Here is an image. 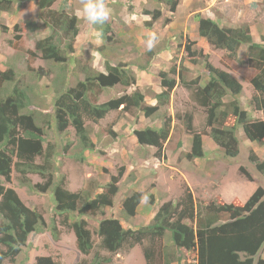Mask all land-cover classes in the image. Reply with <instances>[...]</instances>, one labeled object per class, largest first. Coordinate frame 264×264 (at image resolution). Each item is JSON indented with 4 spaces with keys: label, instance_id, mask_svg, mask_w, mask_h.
Returning a JSON list of instances; mask_svg holds the SVG:
<instances>
[{
    "label": "trees",
    "instance_id": "1",
    "mask_svg": "<svg viewBox=\"0 0 264 264\" xmlns=\"http://www.w3.org/2000/svg\"><path fill=\"white\" fill-rule=\"evenodd\" d=\"M28 1H33L42 23L27 21L26 28L31 33L44 28L48 33L36 39L34 50L27 53L45 61L49 67L34 68L27 62L31 72L30 83L21 80V73L12 64L0 69V264L6 261L25 264L27 257L18 258L23 247L28 246L31 235L50 231L52 237L58 239L62 227L74 234L80 253L91 255L89 261L82 260L76 264H109L111 258L101 252L113 254L135 246L141 248L146 264H264V259L256 254L264 252L262 186H258L244 202L238 198L226 202L220 195L196 201L185 185L178 200L163 202L149 222L132 226L128 223L137 215L146 196L142 191L134 190L122 199L120 215H106V209L112 207L119 191L123 167L116 174H111L102 186L89 180L74 191L67 188V177L59 170V158L63 155L83 163L86 153L98 151V144L92 137V126L113 111L117 112V117L105 130L110 141L117 138L115 125L128 114L134 124L132 135L138 147L154 148L151 154L157 159L163 158L164 150L179 149L182 143L174 138L184 132L172 127L171 116L161 112L168 106L171 92L177 85L189 90L191 99L203 108L207 128L204 133L226 157L239 155V127L247 140L264 145V44L254 39L250 26L246 23L226 25L201 12L194 14L198 37L222 51L227 58L237 60L241 46L247 48L245 62L256 69L250 79L254 90L250 102L260 114L254 118L238 100L243 89L239 80L230 72L214 66L202 49H193L194 41L186 40V56L180 58L179 64L174 63L168 70L158 71L156 76L162 90L154 95L156 104L151 105L145 102V96L138 88H133L137 79L130 63L134 62L143 70L149 69L154 55L152 50L146 52L148 60L142 64L134 59L113 62L108 53L114 50L111 44L118 38L111 23L107 21L102 26L91 24L102 39L97 51L103 58L105 71H98L89 59L83 61L81 55H75L74 42L80 19L71 10L54 8L57 0H0V11L9 12ZM153 1L163 4L170 13L164 17L165 23L171 21L181 3V0ZM214 12L216 15L217 11ZM142 13L149 16L143 22L148 29L163 17L160 7L144 8ZM13 30L20 31L15 39H21L19 25L15 24ZM122 44H125L124 40ZM185 58L192 64L200 59L204 62L208 80L203 85L199 84V77L184 79V73L190 70ZM50 75H53L50 80L53 97L46 109L45 98L38 91L39 81L43 77L50 78ZM117 86L123 88L118 95L100 101L105 91ZM129 88L133 90L128 92ZM228 93L232 98L224 101ZM141 117L150 120L162 118V121L160 126L140 127ZM183 121L191 135L190 149L182 151L185 158L191 161L203 157L202 134L194 131L191 115H186ZM69 130H72L74 140H67L64 144V135ZM248 160L264 176V159L250 150ZM13 170L19 174L20 184L30 191L49 194L52 189L53 212L50 219L27 206L13 188L4 185L3 181H10ZM239 170L245 178L252 179L243 167ZM29 174L37 175L41 181L31 183ZM148 200L155 205L153 195H148ZM85 217L96 220L98 241H95ZM183 249L193 254L191 261L181 263L183 255L180 252ZM34 264L61 263L51 255H39L34 258Z\"/></svg>",
    "mask_w": 264,
    "mask_h": 264
},
{
    "label": "rangeland",
    "instance_id": "2",
    "mask_svg": "<svg viewBox=\"0 0 264 264\" xmlns=\"http://www.w3.org/2000/svg\"><path fill=\"white\" fill-rule=\"evenodd\" d=\"M196 4L191 7L192 0H183L178 10L172 15L171 21L164 22V17L170 16V13L163 6V17H160L155 23L152 24L150 29L146 28L142 22L143 16L141 13L144 9V5L138 6L136 4V11L130 10L129 24L127 27H121L117 22H113V31L115 37L117 34H125L122 38L118 37V40L112 45V52L109 54L116 56L120 50H129L127 55H123L126 59L130 58L131 61L138 60V62L145 63L148 60L146 52V40L150 33L155 32L157 35V44L152 49L154 52H161L162 54L169 53L171 55L170 63L167 65V61L162 59V62H166L163 65L165 69H168L172 64L180 63V58L185 57L184 44L186 40L194 41L192 45L193 49H202L203 53L208 54V60L216 67L224 69L230 72L236 77L242 84L243 89L238 100L241 106L248 111L251 118L258 116L253 104L250 102L251 96L254 92L250 79L256 73V69L250 64L245 62L247 48L241 46L238 53V59H229L220 50L213 48L206 44L204 40L196 34V20L192 10L204 8L201 14L208 17H216L217 20L223 22L226 25H240L248 24L254 39L264 44V0H195ZM203 1V3H202ZM150 3L155 7L156 1L150 0ZM162 5H158L161 7ZM214 10L217 11L215 15ZM38 10L33 2H26L14 8V10L5 12L0 11V69H5L9 64L14 66L16 71L21 73L20 78L24 82L31 81V72L27 68V62L34 68L42 67L47 69L49 67L45 61L38 57H33L28 50H33L35 40L47 35L48 31L40 28L35 33H31L26 28L27 21H33ZM122 21V20H121ZM127 21V20H125ZM123 22V21H122ZM19 25L21 32V39L16 40L15 36L20 35V31L13 30L14 25ZM88 23L85 22L82 28H85ZM123 38L126 41L122 44ZM122 40V41H120ZM136 40V41H135ZM95 42H90V48L94 46ZM94 51L93 49H91ZM84 52V53H83ZM86 52V53H85ZM141 53V54H139ZM81 54V60L89 59L88 50L85 49L78 53ZM84 54V55H83ZM141 55V56H137ZM86 57V58H84ZM244 60L243 63L240 61ZM102 61V60H101ZM116 60H114L115 62ZM186 64H188L190 70L184 73V79L190 80L195 77H199V82L204 84L208 80L207 71L204 68V62L200 59L198 63L192 64L187 58H185ZM132 65V63H130ZM138 68V67H136ZM40 93L45 98L46 109L52 103V91L48 87L50 85L49 77H43L39 81ZM123 88L117 86L115 88L105 91L100 98L108 99L110 97L118 95ZM174 127L182 129L184 133L180 137H175L174 140H179L182 143L180 150H186L187 144L191 142V135L186 131L184 127V118L186 115H191L192 126L194 131L200 132L202 135L207 131L205 126V113L203 109L197 107L190 96V91L183 86L178 85V89L174 91L172 95ZM171 98V97H170ZM232 98L228 93L223 98L224 101H228ZM168 108L170 105L161 109V112L169 113ZM203 111V112H201ZM117 117V112L113 111L107 115L106 118L101 120L98 124L92 126V137L98 144V151L86 153L85 162H77L76 160L63 155L60 159L59 170L67 177V188L71 191L81 188L89 180H94L99 184L104 185L111 174H116L120 167L124 168L123 175L119 181V191L114 198L112 207L106 209V215L118 216L121 210L122 199L134 190L142 191L146 196L141 202L138 208L137 215L132 218L129 225H139L149 222L158 206L165 201L171 200L175 202L181 196V192L184 186H188L192 191L196 201L208 200L209 198L220 195L221 197L227 196L230 198L235 194L232 190V185L238 182H244L243 193L247 196L253 183L256 187L262 186L264 188V176L259 174L254 165L248 160L249 147L246 141V137L242 133V128L237 130V136L240 141V153L236 158L226 157L222 150L217 152H211L208 154L209 162L204 165L202 161L195 164L193 171L188 167L182 171L184 166L190 163L183 154L182 151L164 150L163 158L157 159L152 156L154 148H140L137 146L135 140L132 138L131 127L134 126L132 120L123 116L118 124L115 125L114 131L117 133V138L114 141H110L109 135L106 133L107 125ZM160 119H148L141 117V122L138 125H152L158 126L161 124ZM181 126V127H180ZM64 135V144L67 140H74L72 130ZM49 136L52 138L53 134L50 132ZM63 143L61 138L58 137ZM175 143H173L174 146ZM255 150L256 155L260 159H264V145L254 144L251 147ZM146 149V150H145ZM178 168L176 171L174 168ZM174 167V168H173ZM243 167L247 170L252 179L245 178L243 173L239 170ZM232 168V169H231ZM181 172L184 173L180 176ZM28 178L31 183L41 181L35 174H29ZM19 174L13 170L11 173L10 181H3L4 185L13 188L18 194L19 198L30 208H34L43 213L48 220L51 218L53 212L52 205V189L49 190V194H40L34 191H30L27 187L20 184ZM187 182H186V181ZM252 184H250V182ZM188 183V184H187ZM236 185V186H237ZM252 192V191H251ZM253 193V192H252ZM250 193V194H252ZM238 194V192H237ZM249 194V195H250ZM148 195H153L155 205H152L148 200ZM223 195V196H222ZM224 200V199H223ZM225 201V200H224ZM88 219L90 229L93 231V237L95 241H98L96 237L97 222L93 217H85ZM99 219V217H98ZM60 236L58 239H54L50 231L43 233L33 234L29 238V244L27 247H23L22 254L18 258L21 260L23 257H27L25 264H34V258L39 255H51L55 259L59 260L61 264H76L82 260L89 261L91 255H83L78 251L75 244L74 234L66 228H60ZM102 255H107L111 258L109 264H146L144 257L139 246H135L132 249L121 250L117 253L101 252ZM183 256H181V263L191 261L193 254L181 250ZM257 257L264 259V252L259 251ZM255 254V255H256ZM261 254V255H260ZM4 264H14L6 261ZM17 264V263H15ZM159 264H161L159 262ZM173 264H176L174 262Z\"/></svg>",
    "mask_w": 264,
    "mask_h": 264
},
{
    "label": "crops",
    "instance_id": "3",
    "mask_svg": "<svg viewBox=\"0 0 264 264\" xmlns=\"http://www.w3.org/2000/svg\"><path fill=\"white\" fill-rule=\"evenodd\" d=\"M30 2H33V1H30ZM182 2H183V0H181L180 5L182 4ZM195 2H196L195 0H192L191 7H193L196 4ZM106 3L111 8V17L108 20V22L111 23L112 28H113V22H114V24H115V22H117V25L119 23L121 27H127L128 24H129V21H128V19H126V17L129 18V12H130L128 9L131 7V10H135L136 11L137 10L136 9V4L138 6L144 5L145 6L144 8H147V9H153L155 7H158V5H162L161 6L162 7V11H163V6H164L161 3H157V5L154 7L152 5V3H150V0H106ZM202 3H203V1H202ZM179 6H178V8H179ZM16 7L17 6H15L14 8L16 9ZM53 7L54 8H60L61 7V8H65L66 10H71L80 19L79 32H78V34H77V36L75 38V42H74L75 55H78V53H80L82 51V49L83 50L87 49L88 53H89V60H90L91 65L95 69H97L98 71H105L104 65H103V58H102L101 54L97 51V47L102 45V39H101V37L99 35V31L96 30L95 28H91V24L88 21H86V23H88V25L85 28H82V25L85 22V19H84V15H83V12H82L81 0H57L54 3ZM199 7L200 8H197L196 10H192L191 11L192 13H190V15L195 14L197 12H201L204 9V8H202L203 6H199ZM178 8H177V10H178ZM140 14H142V16H143L142 22H144L145 20L149 19V16L144 15L142 13V11H141ZM35 16L38 17V13L37 12H36ZM210 18L217 19L216 17H210ZM125 20H127V21H125ZM33 21H35L38 25H41V23H42L41 20L39 19V17L37 19L34 18ZM42 29H44V28H42ZM44 30L46 31V29H44ZM36 31L37 30H35L34 33ZM124 35L125 34H117V36L120 37V38H122L121 36L124 37ZM123 40H124V38H123ZM92 41H94L95 44H94V46L92 48H90L91 45H89V44ZM204 42H205V40H204ZM91 49H93L94 51H92ZM128 52H129V50H127V52L123 51V50H120L118 53L115 54L116 56H114V54L111 55V54L108 53V55H110L109 59L111 61H113V62H114V60H116L115 62H117V61H123V62H128L129 61L130 62L131 61L130 58L126 59L125 58L126 56L123 57V55H127ZM139 54H141V53H139ZM79 55H81V54H79ZM137 56L139 57L141 55H137ZM162 59H165L168 62L167 63V65H168L170 63L171 55L169 53H165V52L163 54L161 52H155V54L153 55V57H152V59L150 61V64H149L150 67L147 70L136 68L137 64H135L134 62H132V65L130 66L131 69L134 71V73L136 75V79H137L136 85L133 88H135V87L138 88L144 94L145 102L147 104L155 105L156 104V99H155L154 95L156 93H159L162 90L160 85H159V80H158L156 75H157L159 70H168L169 69V68L165 69V66L163 64L166 63V62H162L161 61ZM138 63L142 64L141 62H138ZM186 66H188V64ZM189 68H191V67H189ZM52 76L53 75H50V78H49L50 80H51ZM199 84L203 85L200 82H199ZM48 87H50V85ZM133 88L132 89L129 88L128 92L132 91ZM176 89H178V85L171 92V98H170V101H169V104H168V105H170V108H168L169 113H167L172 118V121H171L172 127H174V120L175 119H174V116L172 115L173 114V105L171 106V103H172V98H173L172 95L174 94V91ZM101 101H103V99ZM193 103L197 107H199L200 109H203L195 101H193ZM201 112H203V111H201ZM126 117L131 119V116H129L128 114H126ZM143 118H145V117H143ZM140 122H141V119H140ZM144 126H147V125H143V126H140V127H144ZM158 126H160V123H159ZM133 128H134V126L131 127V130ZM242 133H243V131H242ZM132 138L134 139L133 135H132ZM246 141L248 143V145L246 147H249V150H252L253 152H255V150L253 148H251V147H253V145L257 144V143L250 142L249 140H247V138H246ZM190 145H191V142L189 144H187L186 151L190 149ZM202 146H203L204 156L201 157V158H195V159L191 160L190 163L187 164V166H184L182 168V171L185 170L187 167H188V169L193 171L194 168H195V164L200 163V165H201L202 161L203 162L205 161L204 165L206 166L207 163L209 162L208 154L211 153V152H217V150H219L218 147L215 145V143L212 141V139L207 134H203L202 135ZM180 151H182V149L180 150V148H179L178 152H180ZM179 167L180 166H178L177 168H174V167L173 168L177 171ZM197 170H195L193 172L196 173ZM184 173L181 172V174H179L180 176H183V179L186 178L184 176ZM239 183H241V184H239ZM238 184L241 187L240 189L238 188L237 184H233L232 185L233 186L232 190L235 191V194H233V196H231L230 198H226L227 196H223L222 195L223 196L222 198L226 202H231L235 198H238L240 201L244 202L251 195L250 193H252L257 188L256 184L253 183L254 186L250 187L252 192L250 191V193H249L250 195L248 194L247 196H245L246 194L243 193V187H242L243 185H245L244 182L241 181V182H238ZM250 184H252V183L250 182ZM237 192H238V194H237Z\"/></svg>",
    "mask_w": 264,
    "mask_h": 264
},
{
    "label": "clouds",
    "instance_id": "4",
    "mask_svg": "<svg viewBox=\"0 0 264 264\" xmlns=\"http://www.w3.org/2000/svg\"><path fill=\"white\" fill-rule=\"evenodd\" d=\"M84 19L93 26L104 25L111 17V8L106 0H81ZM155 32L149 34L146 40V47L151 51L157 44Z\"/></svg>",
    "mask_w": 264,
    "mask_h": 264
}]
</instances>
